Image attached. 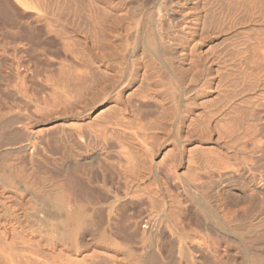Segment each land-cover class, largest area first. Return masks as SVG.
<instances>
[{
  "label": "bare ground",
  "instance_id": "6f19581e",
  "mask_svg": "<svg viewBox=\"0 0 264 264\" xmlns=\"http://www.w3.org/2000/svg\"><path fill=\"white\" fill-rule=\"evenodd\" d=\"M153 1L0 0V264H264V0Z\"/></svg>",
  "mask_w": 264,
  "mask_h": 264
},
{
  "label": "rangeland",
  "instance_id": "374dc122",
  "mask_svg": "<svg viewBox=\"0 0 264 264\" xmlns=\"http://www.w3.org/2000/svg\"><path fill=\"white\" fill-rule=\"evenodd\" d=\"M31 1H32V2H31ZM31 1L28 0L29 4L31 3V6L33 7V6L35 5L36 2H35V0H34V1L31 0ZM141 1H142V2L144 1V3L146 2V4H145V8H149V7H152V8H153V7H154V8H153L154 10L158 9V8H157V7H158L157 2H155V1H153V0H141ZM155 3H156V4H155ZM156 5H157V6H156ZM31 6H30V7H31ZM19 7H20V9L22 8L21 6H19ZM32 7H31V8H32ZM155 7H156V9H155ZM31 8H30V9H31ZM30 9L27 8V10H26L25 8H22V9H21L22 11L20 10V18H19V20H21V22H22V21H23V22H24V21L28 22V24H27V23L25 24V22H24L25 25H24V24L22 25L21 22H20V28L23 27V29H24V26L26 27V25H27V26L30 25L29 23H32V24L34 23L33 25H32V24L30 25L31 28H32L33 26H35V21L32 20V19H33V16H34V15H33V14H34V13H33L34 11H33V10L30 11ZM23 10H24V12H23ZM156 11H159V12H160V10H156ZM27 13H28V14H27ZM30 13H32V14H30ZM30 15H31V16H30ZM27 17L31 18V19H30L31 21H28L29 19H27ZM26 19H27V20H26ZM32 21H33V22H32ZM0 22L2 23V20H1V19H0ZM23 22H22V23H23ZM1 23H0V27L3 25V24H1ZM3 26H5V25H3ZM21 26H22V27H21ZM30 26H29V27H30ZM1 28H3V27H1ZM26 28H28V27H26ZM26 28H25L24 30H26ZM33 28H34V27H33ZM33 28H32V29H33ZM57 40H58V41H57ZM57 40H56L57 43H55V45H56L57 47L59 46L58 49H60V47H61L60 50L62 51L63 49H62L61 43L58 44V42H60V41H59V39H57ZM52 46H53V47H52ZM52 46H51V48H54V45H53V44H52ZM57 47H55V48L57 49ZM55 48L53 49V51H54V53L56 54V50H55ZM28 52H30V53H28ZM28 52H27V53H28L27 55H28V58H29V59L31 58L30 60H32V58H34L33 61L38 59V57H36L35 54H34L33 52H31V51H28ZM58 52H59V54L57 53L56 55H57V56L59 55L60 58H61V56L63 55L62 57L64 58L65 53L62 54L63 51H62V53H61L59 50H58ZM31 53H32L35 57H34ZM52 53H53V52H52ZM52 53H51V54H52ZM54 53H53V54H54ZM30 54H31L33 57H32ZM60 54H61V55H60ZM29 56H31V57H29ZM52 56H53V55H52ZM66 56H67V55H66ZM36 58H37V59H36ZM55 58H56V56H55ZM65 58H66V57H65ZM68 58H69V56H68ZM57 59H58V58H57ZM7 128H8L7 126H6L5 128H3V129H2V130H3L2 133H3V135H4L5 132H6V133L9 132V134H5V135H4V136H5L4 138H5V140H6V136H7V139H9V140H7V141H11V139L13 138L14 135H13V133H12V135H11V129H10V128H9L10 131H8V132L5 131V129L7 130ZM9 129H8V130H9ZM142 131L144 132L143 129L140 130L141 133H142ZM3 135H2V136H3ZM8 135H11V136H8ZM17 135H18V134H16V136H17ZM19 135H20V134H19ZM8 137H9V138H8ZM152 137L155 138L154 136H152ZM2 138H3V137H2ZM4 138H3V139H4ZM15 138H17V139L19 138V140H20L21 137H20V136H19V137H18V136H17V137L14 136V139H12L14 142H16V141H15ZM149 138H150V136H149ZM153 138H151V140L148 139L149 142L147 141V145L150 143L149 145H150V147H151L152 149H153L154 146H155V147H156V146L159 147V145L156 144V143H158V142H157V139H156V141H155L156 143H154V142H153L154 140L152 141ZM13 141H11V142H13ZM17 141H18V140H17ZM150 141H152L154 145L151 144ZM3 142L5 143V141H3ZM0 143H1V142H0ZM1 144H3V143H1ZM1 144H0V146H1ZM155 144H156V145H155ZM152 145H153V147H152ZM155 147H154V152H152V153H155V154H156V157H163V156L165 157V153H162V152H164V150H166V149H167L166 151L169 152V154H166V155H171V154L173 155V153H171V150H170L171 147H170V146H168L167 148H166L165 146H161V147H159L160 150H158V147L155 149ZM169 147H170V149H169L170 151L168 150ZM151 148H150V149H151ZM163 149H164V150H163ZM155 150H156V152H158V153H156ZM168 152H166V153H168ZM172 152H173V151H172ZM163 154H164V155H163ZM160 155H161V156H160ZM172 155H171V156H166V157H173ZM262 157H264V156H262ZM263 161H264V160H263ZM263 161H262V163H263ZM263 164H264V163H263ZM263 166H264V165H263Z\"/></svg>",
  "mask_w": 264,
  "mask_h": 264
}]
</instances>
